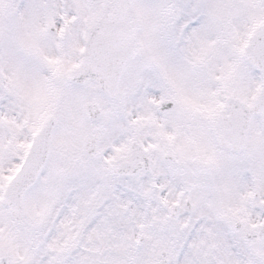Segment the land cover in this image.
I'll list each match as a JSON object with an SVG mask.
<instances>
[{"label": "snow or ice", "instance_id": "1", "mask_svg": "<svg viewBox=\"0 0 264 264\" xmlns=\"http://www.w3.org/2000/svg\"><path fill=\"white\" fill-rule=\"evenodd\" d=\"M0 264H264V0H0Z\"/></svg>", "mask_w": 264, "mask_h": 264}]
</instances>
